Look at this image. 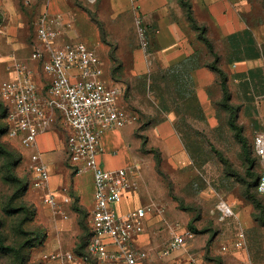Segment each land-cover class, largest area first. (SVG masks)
<instances>
[{"label":"rangeland","instance_id":"1","mask_svg":"<svg viewBox=\"0 0 264 264\" xmlns=\"http://www.w3.org/2000/svg\"><path fill=\"white\" fill-rule=\"evenodd\" d=\"M47 1L0 0V88L17 60L39 71L30 56L39 46L37 23L53 5L70 26L52 44L83 42L93 48L103 62L105 81L119 88V101L137 115L127 146L114 148L105 162L131 167L137 174L138 196L124 200L123 207L154 202L163 208L154 214L161 232L147 241L152 261L162 264L156 250L166 246L170 226H175L186 236V258H193L189 264H264V199L255 186L247 190L246 182L255 177H249L245 160L248 154L254 158L252 137L264 128V0L210 5L184 0L196 27L187 6L170 0L161 13L181 27L184 49L173 62L152 56L155 20L141 15L150 68L145 74L135 70L133 49L142 45L134 4L124 9L115 7L114 0ZM201 34L211 40L213 52ZM3 127L0 98V264H55L44 254L59 247L79 255L69 264H91L86 250H78L90 232V207L70 196L63 203L68 218L54 216L42 193L31 186L28 151ZM56 152L68 163L66 152ZM58 181L63 182L62 176ZM220 199L235 217L221 219ZM240 225L246 244L234 248Z\"/></svg>","mask_w":264,"mask_h":264},{"label":"built area","instance_id":"2","mask_svg":"<svg viewBox=\"0 0 264 264\" xmlns=\"http://www.w3.org/2000/svg\"><path fill=\"white\" fill-rule=\"evenodd\" d=\"M137 14L140 42L145 49L144 30ZM70 26L62 15L45 12L37 23L39 46L30 60L12 64V76L0 88L5 105L6 134L19 141L30 160L31 186L42 193L44 203L54 216L67 219L63 203L68 197H58L50 188V171L38 147V136L60 120L67 130L65 148L67 160L76 174L90 171L93 191L90 208V235L86 243L88 254L98 264H139L150 250L141 246L138 236L144 233L149 217L163 208L154 202L134 206L124 212L117 209L121 198L138 188L136 172L128 166L108 168L101 160L104 151L101 138L108 130H117L135 122L137 115L119 99V88L104 79L103 62L93 48L83 42L54 46L55 37ZM40 72V74H39ZM37 75L47 78L39 85ZM252 149L259 166L257 191L264 198V128L255 131ZM221 219L235 217L232 207L223 199L217 202ZM186 236L175 229L161 254L185 245ZM246 233L240 225L234 248H243ZM222 248L225 250L226 245ZM55 264H69L75 253L57 248L44 254Z\"/></svg>","mask_w":264,"mask_h":264},{"label":"crops","instance_id":"3","mask_svg":"<svg viewBox=\"0 0 264 264\" xmlns=\"http://www.w3.org/2000/svg\"><path fill=\"white\" fill-rule=\"evenodd\" d=\"M54 0H48L47 4L52 3ZM170 0H114L115 7L129 8L132 4L135 5L136 11L141 16H153L156 24L155 40L157 47L154 52H152L153 57H159L165 62L178 61L182 57L183 45L181 40L183 39V32L181 27L176 21L169 18L167 13H161ZM203 5H210L212 2L217 0H198ZM48 12L54 13L53 5L48 7ZM61 37V34L58 38ZM57 38V39H58ZM59 45V44H57ZM137 53V66L135 67L137 74H145L149 71V63L147 60L146 50L142 46H136L133 49ZM32 66H35L31 64ZM134 66V65H133ZM41 75H37V81L39 85H43L41 82ZM130 124V125H129ZM126 124L118 130L111 131L108 130L103 133L101 142L104 148L101 154V160L104 162L105 166L108 168H115L123 165L108 166L105 162V156L111 154L114 148L118 146H127L129 136L132 135V123ZM67 130L63 128L62 123L58 120L49 131L41 133L38 136V147L42 152L43 159L47 162L50 171V188L57 194L58 197H63L66 195L68 198L71 196L73 199L76 198L78 205H88L91 208L92 205V191L93 182L92 174L90 171L76 174L73 168L68 163H65L61 158L57 157L56 149L66 152L65 148V138ZM127 142V143H126ZM128 151V148H126ZM115 152V151H114ZM62 176L63 182L60 183L58 178ZM137 197L138 193L132 192L120 199L116 204L117 209L124 212L132 207H123V201L128 200L131 197ZM157 216L151 215L146 223L145 231L143 234L138 236V241L141 246L148 248V240L150 239V234H158L161 232L160 224L157 223L155 227L154 224L157 222L154 218ZM171 231L175 229V226H170ZM150 229V231H148ZM168 242V240H167ZM167 244V243H166ZM186 245V242H185ZM172 250L170 253L163 255L159 248L156 250L158 258L162 261V264H189L193 260L192 256L189 259L186 258V251H184V246ZM149 249V248H148ZM155 253V252H154ZM155 254V255H156ZM154 254L149 252V256L141 261L139 264H157L156 261H152ZM152 258V259H151ZM195 261V260H194ZM101 264H116V263H101ZM160 264V263H159Z\"/></svg>","mask_w":264,"mask_h":264},{"label":"trees","instance_id":"4","mask_svg":"<svg viewBox=\"0 0 264 264\" xmlns=\"http://www.w3.org/2000/svg\"><path fill=\"white\" fill-rule=\"evenodd\" d=\"M181 2L187 6V8H188V10H187V11H188V12H187L188 19H189V20L192 22V24L196 27V26H197V22H196L195 18L192 16V12H191V8H190V6H189L186 2H184V0H181ZM201 37H202V39L204 40V42L207 44V46H208V48L210 49V51L213 52L214 48H213V44H212L211 40H210L206 35H203V34H201ZM219 71H221V69H219ZM221 85H222V90H223V97H224V100H225V101H228V100L230 99V95H229V90H228V86H227V78H226V76H224V75H223V78H222V83H221ZM2 104H3V122H4L3 131L6 132V125H5V121H4L5 105H4L3 102H2ZM233 123H234V122H233ZM251 149H252V144H251ZM252 152H253V149H252ZM253 154H254V153H253ZM245 160H246V162L248 163V175H249V177H255L254 180H251V181H249V182H246V183H247V190L250 189L252 186H255V189H256V191H257V180H258V176H259V171L256 172V170H255V167H256V165H257L256 157H255V155H254V158H250V156H249V154H248V155H246ZM248 191H249V190H248ZM257 192H258V191H257ZM261 196H262V195H261ZM262 198H263V197H262ZM257 199H258V198H257L256 193H255V200H257ZM263 199H264V198H263ZM256 207H257V206L255 205V209H256ZM255 219H258V216L255 215ZM89 235H90V232H89ZM89 235H88V238H89ZM87 240H88V239H87ZM86 243H87V241L84 242V244H83V243L79 244V246H78V250H81L82 248H84V249L86 250ZM78 250H77V251H78ZM73 252L75 253L76 257L79 256L74 250H73ZM86 255H87L89 258L92 259V260H91V261H92L91 264H98L97 261H96L93 257H91V256L88 254L87 250H86Z\"/></svg>","mask_w":264,"mask_h":264},{"label":"water","instance_id":"5","mask_svg":"<svg viewBox=\"0 0 264 264\" xmlns=\"http://www.w3.org/2000/svg\"><path fill=\"white\" fill-rule=\"evenodd\" d=\"M258 181V180H257Z\"/></svg>","mask_w":264,"mask_h":264}]
</instances>
